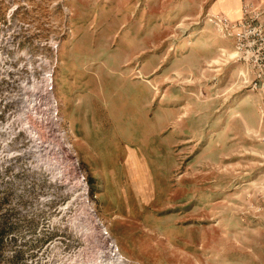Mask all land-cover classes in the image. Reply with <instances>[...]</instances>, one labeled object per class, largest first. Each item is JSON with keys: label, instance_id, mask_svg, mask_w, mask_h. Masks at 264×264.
<instances>
[{"label": "rangeland", "instance_id": "1", "mask_svg": "<svg viewBox=\"0 0 264 264\" xmlns=\"http://www.w3.org/2000/svg\"><path fill=\"white\" fill-rule=\"evenodd\" d=\"M243 1L0 0V264H264L263 100L208 21Z\"/></svg>", "mask_w": 264, "mask_h": 264}, {"label": "built area", "instance_id": "2", "mask_svg": "<svg viewBox=\"0 0 264 264\" xmlns=\"http://www.w3.org/2000/svg\"><path fill=\"white\" fill-rule=\"evenodd\" d=\"M208 21L222 38L234 40L235 58L246 65L252 78V90L263 100L261 120L264 126V3L244 0L238 19L213 13Z\"/></svg>", "mask_w": 264, "mask_h": 264}, {"label": "bare ground", "instance_id": "3", "mask_svg": "<svg viewBox=\"0 0 264 264\" xmlns=\"http://www.w3.org/2000/svg\"><path fill=\"white\" fill-rule=\"evenodd\" d=\"M235 56V55H234ZM235 58V57H234ZM66 73V72H65ZM50 76H48L47 77V84H46V86H45V88H41V89H39V86H38V88L36 87V85L34 84V86L32 87L33 88V92L34 93H31L29 96H32V97H34V96H39V97H43V99L44 100H47L49 97L51 98L52 97V94L50 93V91H49V85H50ZM38 90H39V92H38ZM47 98V99H46ZM35 101H36V99H35ZM31 102H33V100H31ZM52 105H53V103H52ZM54 107V106H53ZM54 108H56V107H54ZM33 107H31V103H29V107H27V110L25 111V114L27 115L26 117H27V119L28 120H30L29 119V117H30V115H33ZM48 116L49 117H47V119L49 120V121H51L52 123H51V126L52 127H54V117H51L49 114H48ZM52 118V119H51ZM40 119V118H39ZM42 120V119H41ZM42 122V121H41ZM28 123L30 124V121H28ZM33 125V124H32ZM31 125V126H32ZM34 126V125H33ZM55 130V129H54ZM54 130H50V132H51V135H54V138H55V136L56 137H58V139L57 138H55V142L57 143L56 144V146L59 148V150H60V155L59 156H57V148H54V149H50V148H44V146L45 145H48L49 146V144L51 143V142H53L52 140H48V141H46L45 139H43V136H42V134L40 133V131H38L37 130V128L36 127H33V128H29L28 129V131L30 132V134L32 135V137L34 138V141L36 142L35 143V145H36V147H37V151H35V152H38V155L36 156L38 159H40V158H43L44 156L46 157V159H50V158H54V159H56L57 158V161H58V163L60 164V165H62L63 163H64V160H65V153L63 152L64 151V148H63V146L65 147V145H63V137H64V134L61 136V135H56V133H55V131ZM60 136V137H59ZM47 138V137H46ZM60 139V140H59ZM62 140V141H61ZM45 149V151H46V154H43L42 153V150H44ZM69 157V156H68ZM62 158H63V160H62ZM59 159V160H58ZM61 160H62V162H61ZM56 162V161H55ZM77 162L78 161H76V162H74V163H76L77 164ZM60 165H59V167H60ZM62 172V171H61ZM66 172H67V170H66ZM58 174V173H57ZM63 174V173H62ZM59 175V174H58ZM67 175V174H66ZM61 176V175H60ZM81 184V183H80ZM88 207V206H87ZM89 209V208H88ZM90 211V213L88 214L90 217H91V223L92 222H94L93 221V218L96 220V226H99V227H102V229L105 231L106 229H104V226L102 225V223H101V221L99 220V219H97V216H96V214L94 213V211L93 210H89ZM87 215V216H88ZM94 224V223H93ZM84 225V224H83ZM87 225H89V224H87ZM88 227H90V226H88ZM92 227V226H91ZM92 229V228H91ZM102 232V238H105V239H103L104 240V242H106V243H108L107 242V240H108V238L109 237H104V235L106 234V235H108V232L107 231H105V232H107V233H105V232ZM92 234H93V232H92ZM91 234V235H92ZM94 237V236H93ZM107 239V240H106ZM109 246H110V249H111V252H113V256H115V255H119V253L117 252V249L115 248V246L111 243V244H109ZM119 261H121V257H118L117 258ZM116 259V260H117Z\"/></svg>", "mask_w": 264, "mask_h": 264}, {"label": "crops", "instance_id": "4", "mask_svg": "<svg viewBox=\"0 0 264 264\" xmlns=\"http://www.w3.org/2000/svg\"><path fill=\"white\" fill-rule=\"evenodd\" d=\"M242 4H243V2H241V4H240V9H239V11H237V12H234V11L228 12V11H226L228 8H232V6L229 7V5H223V8H222V9H224V11L228 12V14H229V13L232 14V17H234L233 19H238V18L240 17V15H241ZM226 8H227V9H226ZM222 14H225V13H222ZM233 14H234V15H233ZM229 16H230V15H229ZM235 17H236V18H235Z\"/></svg>", "mask_w": 264, "mask_h": 264}]
</instances>
